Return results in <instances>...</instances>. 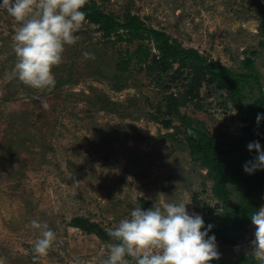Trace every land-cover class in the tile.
Masks as SVG:
<instances>
[{"label": "rangeland", "instance_id": "1", "mask_svg": "<svg viewBox=\"0 0 264 264\" xmlns=\"http://www.w3.org/2000/svg\"><path fill=\"white\" fill-rule=\"evenodd\" d=\"M96 1L105 12L138 14L235 70L251 56L264 83L258 27L264 0ZM19 27L0 9V264H102L113 242L71 226L72 218H87L108 231L130 218L140 197L152 207L188 202L202 217L205 206L216 204L213 182L190 155L166 102L172 95L181 114L204 122L226 148L246 135L250 121H243L241 111L247 104L233 107L212 85L185 95L189 86L172 81V71L161 86L132 63L117 71L119 52L134 46L113 44L86 20L52 68L54 88L30 87L14 75ZM85 52L92 56L85 58ZM152 116L170 118L171 126ZM33 220L46 222L56 235L46 255L34 251L40 233ZM254 231L252 224L234 246L217 241L219 258L254 256Z\"/></svg>", "mask_w": 264, "mask_h": 264}, {"label": "trees", "instance_id": "2", "mask_svg": "<svg viewBox=\"0 0 264 264\" xmlns=\"http://www.w3.org/2000/svg\"><path fill=\"white\" fill-rule=\"evenodd\" d=\"M84 10L86 21L96 25L104 38L110 39L113 44L126 43L128 46H134L132 50L127 47L123 52H119L115 65L117 71H126L132 63L137 70L151 77L160 86L163 76L172 71V75H169L172 81L174 79L177 83L182 79L179 83L189 86L184 90L185 95L192 94L203 84L212 85L225 95L226 102L233 107L247 104L245 110L241 111L243 121H250L244 128L246 135L240 137L237 142L229 143L226 148L218 141L216 135L207 129L204 122L181 114L172 95L166 102V107L173 111L179 121L182 140L190 155L207 170L213 182L212 193L218 201L213 207L205 206L203 219L206 224L210 220L218 224L209 234L215 233L216 241H221L226 246H234L239 235L245 233L252 225L250 215L263 204L264 169L256 170L252 174L243 171L245 162L256 155L254 149H247V144L258 141L264 150L263 119L259 126L255 120L257 113H264V83L254 59L251 56L244 57L241 61L243 71L235 70L208 58L197 48L185 47L164 30L153 28L144 18L129 10L122 15L105 12L96 0H88ZM258 27L262 38L259 45L264 47V16L261 17ZM152 49L156 50L157 54L153 53ZM251 100L253 102H250ZM152 118L165 127L171 126L170 118ZM138 205L152 207V202L140 197ZM70 225L94 234L101 240L115 242L108 236L107 230L87 218L76 216L71 219ZM211 264L261 262L252 255H243L233 261L215 259Z\"/></svg>", "mask_w": 264, "mask_h": 264}, {"label": "clouds", "instance_id": "3", "mask_svg": "<svg viewBox=\"0 0 264 264\" xmlns=\"http://www.w3.org/2000/svg\"><path fill=\"white\" fill-rule=\"evenodd\" d=\"M88 0H0L5 10L17 22L13 51L17 58L14 75L22 83L51 90L56 84L52 68L62 61L65 45L76 42L78 32L86 20L84 10ZM85 58L91 53H83ZM47 107V105H44ZM264 113H257L259 126ZM255 150L253 159L245 162L243 171L252 174L264 169V150L258 141L247 144ZM188 202H165L163 206L137 205L130 218L122 219L108 230L115 241L108 245V256L102 264H211L220 252L214 227L205 223L202 215L186 207ZM255 226L250 241L254 258L264 264V206L250 215ZM32 227L40 233L34 251L46 255L56 235L46 222L33 220Z\"/></svg>", "mask_w": 264, "mask_h": 264}]
</instances>
